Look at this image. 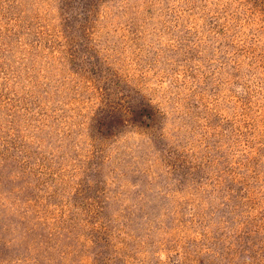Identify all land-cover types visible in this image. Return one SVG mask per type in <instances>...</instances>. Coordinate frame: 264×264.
<instances>
[{"label":"rangeland","instance_id":"374dc122","mask_svg":"<svg viewBox=\"0 0 264 264\" xmlns=\"http://www.w3.org/2000/svg\"><path fill=\"white\" fill-rule=\"evenodd\" d=\"M0 264H264V0H0Z\"/></svg>","mask_w":264,"mask_h":264}]
</instances>
